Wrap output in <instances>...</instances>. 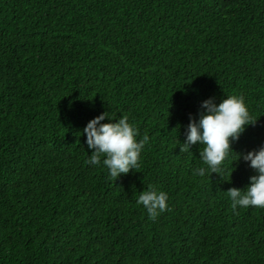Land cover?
Segmentation results:
<instances>
[{
    "label": "trees",
    "instance_id": "16d2710c",
    "mask_svg": "<svg viewBox=\"0 0 264 264\" xmlns=\"http://www.w3.org/2000/svg\"><path fill=\"white\" fill-rule=\"evenodd\" d=\"M243 96L254 124L219 174L181 152L201 105ZM149 143L115 181L87 123ZM264 147V0H0V264H264V209L226 192ZM148 185L171 211L136 204Z\"/></svg>",
    "mask_w": 264,
    "mask_h": 264
},
{
    "label": "clouds",
    "instance_id": "9594fccd",
    "mask_svg": "<svg viewBox=\"0 0 264 264\" xmlns=\"http://www.w3.org/2000/svg\"><path fill=\"white\" fill-rule=\"evenodd\" d=\"M201 107L205 111L200 113L198 121L190 117L186 140L180 151L189 152L191 145L200 143L203 148L199 156L206 167L196 169L194 174L204 177L216 173L223 177L222 164L232 151L231 143L238 140L245 127L255 121L243 96L229 95L218 105L214 103V98H210ZM106 117L107 113H102L83 129L88 148L93 150L85 164L96 166L102 162L108 170L109 179L115 181L121 174L140 168L141 152L149 143V136L145 133L142 139L137 140L139 129L129 123L126 114L118 121L101 123ZM243 160L250 162L249 167L256 175L249 178L250 183L244 190L233 187L226 192L231 209L237 215V208L264 209V147L244 154ZM167 200L166 192L148 185V189L140 193L136 204L142 205L149 219L155 221L161 213L171 211Z\"/></svg>",
    "mask_w": 264,
    "mask_h": 264
}]
</instances>
